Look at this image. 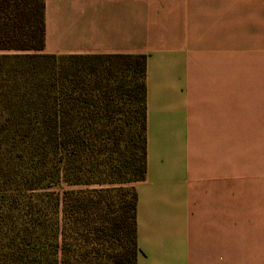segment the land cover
I'll use <instances>...</instances> for the list:
<instances>
[{
    "label": "crops",
    "instance_id": "0c3cea01",
    "mask_svg": "<svg viewBox=\"0 0 264 264\" xmlns=\"http://www.w3.org/2000/svg\"><path fill=\"white\" fill-rule=\"evenodd\" d=\"M45 52L146 55L136 264H264V0H44Z\"/></svg>",
    "mask_w": 264,
    "mask_h": 264
},
{
    "label": "trees",
    "instance_id": "16d2710c",
    "mask_svg": "<svg viewBox=\"0 0 264 264\" xmlns=\"http://www.w3.org/2000/svg\"><path fill=\"white\" fill-rule=\"evenodd\" d=\"M44 10V0H0V264H66L73 230L108 242L109 264H136L133 184L146 174V55L46 53ZM108 58L118 64L100 66ZM115 112L124 117L112 127ZM118 127L130 135L131 154L122 147L118 166L131 187L128 199L116 209L106 202L103 213L96 189L64 186L91 184L84 171L110 154ZM28 144L51 170L37 215H29L24 193ZM113 144L120 150L118 139Z\"/></svg>",
    "mask_w": 264,
    "mask_h": 264
},
{
    "label": "rangeland",
    "instance_id": "374dc122",
    "mask_svg": "<svg viewBox=\"0 0 264 264\" xmlns=\"http://www.w3.org/2000/svg\"><path fill=\"white\" fill-rule=\"evenodd\" d=\"M52 65L53 63H49ZM118 64V60L114 58L102 59L100 62V66L106 67L111 65ZM52 67V66H50ZM121 73L117 72L116 76L119 77ZM131 76L127 74L126 81L128 84H131ZM117 106V104H114ZM121 104L119 103L118 106ZM127 107V106H126ZM115 119L112 124L118 125L123 122L122 119L124 114L121 112L114 113ZM119 126V125H118ZM120 127H118L113 134L111 133V142H109L107 151L110 153L105 157H100L96 160L94 166H88L85 169V180L89 181L91 184H83V185H75L72 187L64 186L65 188H71L75 190H88V189H96V201L99 202L98 211L105 212L106 211V202L115 203L112 209H116L117 206L124 200L129 198V188L131 187L130 183H125L121 179V174L125 173V169L123 172L120 171L121 168L120 161L123 159L122 150L125 148L126 139L130 136L126 132H124L123 137L120 135ZM128 128V127H127ZM118 139L120 143V150L114 143V140ZM128 145V142L126 143ZM132 147L129 146L125 148V155H130V149ZM36 150V148H35ZM33 151L31 149V144H28V153L25 159V163H23V168L25 170V182H24V193L27 201L28 213L37 215L38 214V206L39 202L36 200L40 197H45L43 187L45 185L44 177L47 174H51V170L44 166L42 161H37L32 154ZM130 157V156H129ZM127 157V159L129 158ZM125 177H128L127 174ZM32 207V211L30 210ZM103 235V233H101ZM93 234H88L86 232H82L80 230H73L69 238L71 239V244L67 245L65 250V259L68 262L66 264H109V252L111 251L110 245L108 242H105L104 239L101 240L100 243H94ZM104 240V241H103ZM64 243V242H63ZM94 243V244H91ZM63 250V249H62Z\"/></svg>",
    "mask_w": 264,
    "mask_h": 264
}]
</instances>
